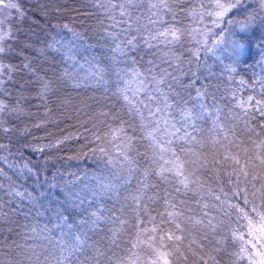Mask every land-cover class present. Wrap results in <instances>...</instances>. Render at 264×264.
Here are the masks:
<instances>
[{"label": "snow or ice", "instance_id": "1", "mask_svg": "<svg viewBox=\"0 0 264 264\" xmlns=\"http://www.w3.org/2000/svg\"><path fill=\"white\" fill-rule=\"evenodd\" d=\"M0 264H264V0H0Z\"/></svg>", "mask_w": 264, "mask_h": 264}, {"label": "trees", "instance_id": "2", "mask_svg": "<svg viewBox=\"0 0 264 264\" xmlns=\"http://www.w3.org/2000/svg\"><path fill=\"white\" fill-rule=\"evenodd\" d=\"M37 31H39V28L37 27Z\"/></svg>", "mask_w": 264, "mask_h": 264}]
</instances>
